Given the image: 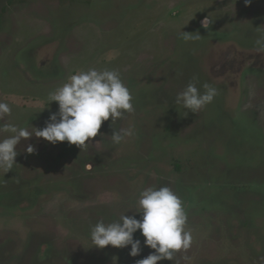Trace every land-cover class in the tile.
Here are the masks:
<instances>
[{"label":"rangeland","instance_id":"374dc122","mask_svg":"<svg viewBox=\"0 0 264 264\" xmlns=\"http://www.w3.org/2000/svg\"><path fill=\"white\" fill-rule=\"evenodd\" d=\"M12 1L0 0V102L11 108L0 126L45 127L58 112L50 94L89 69L117 71L134 111L82 149L20 141L0 169V264H137L154 251L139 230L135 257L130 245L92 246L90 230L140 219L150 186L181 199L192 235L157 264H264V0ZM190 82L218 91L198 113L175 103Z\"/></svg>","mask_w":264,"mask_h":264},{"label":"clouds","instance_id":"9594fccd","mask_svg":"<svg viewBox=\"0 0 264 264\" xmlns=\"http://www.w3.org/2000/svg\"><path fill=\"white\" fill-rule=\"evenodd\" d=\"M245 3H251V0H245ZM211 22L206 17L202 25L209 28ZM189 33L183 31L181 38L185 41L199 38ZM256 43L264 49V38L257 39ZM202 87L204 92H201L195 83L190 82L177 94L175 103L198 113L218 94L217 89L208 83H204ZM50 101L58 103V112L50 114L43 128L33 127L29 130L11 123L0 126V132L10 134L0 139V169H3L4 173L13 168L17 145L22 139L34 134L52 144L67 141L82 149L87 146L90 138L97 136L103 121L111 117L113 123L125 112L134 111L131 93L115 70L89 69L73 74L68 82L50 94ZM10 114V106L0 102V119ZM131 135V128L114 130L111 139L113 143L119 144ZM26 150L28 153L34 151L32 145ZM134 209L137 213H142L140 219L124 213L116 221L105 223L100 220L91 226L92 246L104 248L111 245L123 248L130 245L129 255L135 257L141 252V240L134 239V233L139 230L144 237V245L154 251L137 264H157L164 259L172 260L175 252L187 251L190 248L192 235L185 228L187 214L181 199L170 187L150 186L142 189Z\"/></svg>","mask_w":264,"mask_h":264},{"label":"trees","instance_id":"16d2710c","mask_svg":"<svg viewBox=\"0 0 264 264\" xmlns=\"http://www.w3.org/2000/svg\"><path fill=\"white\" fill-rule=\"evenodd\" d=\"M10 2H13L12 0H10Z\"/></svg>","mask_w":264,"mask_h":264}]
</instances>
